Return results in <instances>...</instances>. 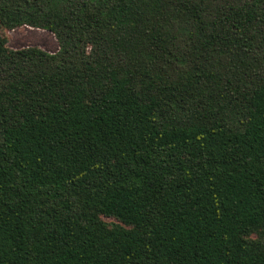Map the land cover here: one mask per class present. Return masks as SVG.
I'll return each instance as SVG.
<instances>
[{"label":"trees","instance_id":"obj_1","mask_svg":"<svg viewBox=\"0 0 264 264\" xmlns=\"http://www.w3.org/2000/svg\"><path fill=\"white\" fill-rule=\"evenodd\" d=\"M0 264H264V0H0Z\"/></svg>","mask_w":264,"mask_h":264},{"label":"rangeland","instance_id":"obj_2","mask_svg":"<svg viewBox=\"0 0 264 264\" xmlns=\"http://www.w3.org/2000/svg\"><path fill=\"white\" fill-rule=\"evenodd\" d=\"M2 34L7 37L8 47L12 50L37 47L50 54L59 51V43L55 35L43 29L22 26L14 30L4 29ZM103 220L109 226L119 223L114 218L103 217Z\"/></svg>","mask_w":264,"mask_h":264}]
</instances>
